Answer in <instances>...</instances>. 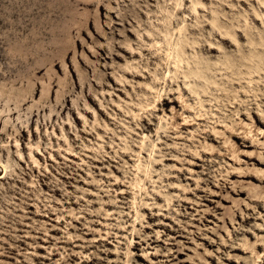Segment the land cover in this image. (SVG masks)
<instances>
[{
	"label": "rangeland",
	"instance_id": "1",
	"mask_svg": "<svg viewBox=\"0 0 264 264\" xmlns=\"http://www.w3.org/2000/svg\"><path fill=\"white\" fill-rule=\"evenodd\" d=\"M0 264H264V0H0Z\"/></svg>",
	"mask_w": 264,
	"mask_h": 264
},
{
	"label": "bare ground",
	"instance_id": "2",
	"mask_svg": "<svg viewBox=\"0 0 264 264\" xmlns=\"http://www.w3.org/2000/svg\"><path fill=\"white\" fill-rule=\"evenodd\" d=\"M177 5V4H176ZM194 5H195V3H192V6H191V8H192V10L193 11H195V8H194ZM212 26H214L215 27V25L212 23L211 24ZM181 30H182V27H179L178 29H177V31L180 33L181 32ZM221 35H223V36H228V37H230L231 38V40L233 39L234 40V38L232 37V34H230L229 32H225V33H221ZM177 46V43H175L174 44V47H173V49H175L176 51H178V47H176ZM181 61V57H179L178 55L176 56V60H175V63H178V62H180ZM175 66H177V65H175ZM197 74V73H196ZM185 76H186V74H185ZM200 76V75H199ZM39 148V145H37V148L36 149H38ZM30 157L32 158V157H34L33 155H32V152L30 151ZM35 162H36V160H35ZM6 165L4 164V169H6Z\"/></svg>",
	"mask_w": 264,
	"mask_h": 264
}]
</instances>
